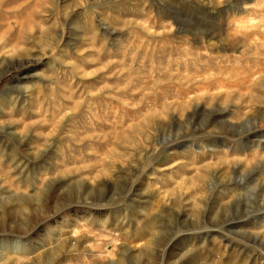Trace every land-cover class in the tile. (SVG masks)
<instances>
[{
  "label": "rangeland",
  "instance_id": "374dc122",
  "mask_svg": "<svg viewBox=\"0 0 264 264\" xmlns=\"http://www.w3.org/2000/svg\"><path fill=\"white\" fill-rule=\"evenodd\" d=\"M0 202V264H264V0H0Z\"/></svg>",
  "mask_w": 264,
  "mask_h": 264
},
{
  "label": "bare ground",
  "instance_id": "6f19581e",
  "mask_svg": "<svg viewBox=\"0 0 264 264\" xmlns=\"http://www.w3.org/2000/svg\"><path fill=\"white\" fill-rule=\"evenodd\" d=\"M4 74V73H3ZM43 192V191H42ZM41 192V193H42ZM46 193H47V191H46ZM43 194H45V191L43 192ZM42 194V195H43ZM47 195V194H46ZM27 197V196H26ZM49 197V196H48ZM31 198V197H30ZM30 198H28V199H25V200H23V201H25V203H27V204H31V202H33V201H30L29 199ZM32 198H33V196H32ZM42 199H43V196L41 197ZM24 199V198H23ZM39 199V198H38ZM48 199V198H47ZM22 201V202H23ZM36 201V200H35ZM45 201V200H44ZM2 203L3 202H0V208H1V206H2ZM24 203V202H23ZM41 203V202H40ZM44 203V202H43ZM20 204H21V201H20ZM19 204V205H20ZM32 204H34V202L32 203ZM31 204V205H32ZM36 204H37V201H36ZM42 204V203H41ZM19 205H17V206H19ZM26 205V204H25ZM40 205V204H39ZM45 205V204H44ZM52 205V204H51ZM92 205H94V204H92ZM17 206H16V209H17ZM20 207V206H19ZM28 207V206H27ZM35 207V206H34ZM39 207V206H38ZM41 207V206H40ZM39 207V208H40ZM43 207V206H42ZM42 207H41V209H42ZM4 208H7V207H4ZM21 208V207H20ZM8 209V208H7ZM10 209V208H9ZM28 209H29V207H28ZM55 209V208H54ZM12 211V210H11ZM18 212H19V216H21V217H23L24 218V220H25V224L26 223H29L28 225H25V226H22L21 225V223H17V224H14L13 226L14 227H12V226H9L8 227V225H6L5 226V229H3V231H2V233L3 234H5V235H8V234H15L14 236H15V238L16 239H18V237H20L21 236V234L22 235H27L26 237H29V239L28 238H26L25 236V238L28 240V244L26 245V247H24V250H22V251H20V253L22 254V255H24V256H28L29 254H32L33 253V250L34 249H36V250H39V249H41L42 247H44V244H45V242H44V240L42 241L41 240V242H40V244H41V246L40 247H38V248H33L34 246H35V244H36V241H33V240H31V237L29 236V235H32V234H34V233H38V231H39V229H36L37 228V226L44 220V219H46L47 217H49L50 216V213L51 212H49V211H47V210H45V212H43L42 214H38L37 212H36V209H33V208H31L30 209V211H29V215H27V214H25L26 212H24L23 211V209H19V210H17ZM27 211V212H28ZM53 212V211H52ZM55 210H54V213H52V214H55ZM6 213H7V211H6ZM6 213H3V214H6ZM16 213V212H15ZM18 214V213H17ZM0 216H3L2 214L0 215ZM7 216V215H6ZM5 216V217H6ZM4 217V216H3ZM5 220V219H4ZM39 226H41V225H39ZM53 231H54V229L52 228L50 231H48L47 233H49V235L50 236H54V234H53ZM50 238V237H49ZM53 238V237H52ZM51 238V239H52ZM3 242H6V241H9V240H2ZM152 243H149V245H151ZM154 246V245H153ZM150 247V246H149ZM2 251V250H1ZM46 251V250H45ZM149 253H150V248H149ZM1 254V253H0ZM19 255V254H18ZM21 255V256H22ZM148 255V254H147ZM150 255V254H149ZM5 256V255H4ZM150 258V257H149ZM3 259V258H2ZM151 259V258H150ZM152 260V259H151ZM149 262H150V260H149ZM151 263L153 264V260L151 261ZM150 263V264H151Z\"/></svg>",
  "mask_w": 264,
  "mask_h": 264
}]
</instances>
